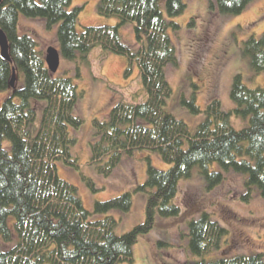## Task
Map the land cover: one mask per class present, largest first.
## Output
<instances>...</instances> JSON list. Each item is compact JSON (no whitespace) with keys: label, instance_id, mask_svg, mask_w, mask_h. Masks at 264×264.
Listing matches in <instances>:
<instances>
[{"label":"trees","instance_id":"obj_1","mask_svg":"<svg viewBox=\"0 0 264 264\" xmlns=\"http://www.w3.org/2000/svg\"><path fill=\"white\" fill-rule=\"evenodd\" d=\"M71 1L0 2V29L6 35L11 60L9 63L0 55V92L12 90L0 106V264H130L134 244L157 226L159 218H180V207L174 201L178 181L190 177L195 167L208 189L223 182L228 173H235L244 177L243 201L255 189L264 198V87L249 88L240 74L235 75L230 89L233 108L224 111L220 101L211 98L204 120L193 133L183 119L166 110L172 94L167 69L178 64L167 30H177L179 25L164 18L161 4L164 1L167 16L173 18L184 11L183 0H100L98 14L114 17L117 23L85 26L81 32L76 31L79 8L67 11ZM250 1L209 0V7H216L220 14L236 15ZM19 16L42 18L48 27L59 23L58 51L67 60L87 59L98 49L100 57H124L125 74L137 64L143 101H119L106 121H93L90 160L104 176L137 151L156 152L169 167L159 170L145 157L146 177L135 188L146 196L144 220L121 235L115 234L117 220L110 213L130 210V192L95 201L92 210H87L77 188L57 174L56 161L72 167L76 164L71 148L76 142L73 132L82 125L74 113L78 92L71 78L48 70L45 51L36 48L29 34L18 33ZM127 22L134 25L140 42L137 50L122 41L119 28ZM241 52L254 74L264 71V31L259 38L250 36L244 41ZM196 60L192 64L197 66ZM12 67L16 78L20 73L23 79L19 88L9 86ZM36 100H45L46 105L40 127L32 134L29 124L35 117L32 102ZM181 103L194 114L200 112L195 93ZM231 116L243 118L247 124L236 129ZM5 140L10 142L9 149L3 145ZM214 164L218 169L210 170ZM86 184L96 190L90 180ZM187 227L188 249L200 257L189 264H264L261 252L201 258L220 250L227 234L207 210L190 219Z\"/></svg>","mask_w":264,"mask_h":264},{"label":"rangeland","instance_id":"obj_2","mask_svg":"<svg viewBox=\"0 0 264 264\" xmlns=\"http://www.w3.org/2000/svg\"><path fill=\"white\" fill-rule=\"evenodd\" d=\"M99 1H71L67 11L79 8L77 32H81L85 26H113L117 23L114 17L106 18L98 14ZM183 2L184 11L173 18L167 16L164 1L161 4L164 18L179 25L177 30H167L176 48L178 64L176 67L168 66L167 69L172 94L167 100L166 110L178 119H183L190 133H193L198 123L204 120L205 107L211 98H217L224 111L233 108L230 89L235 75L240 74L243 83L249 88L264 87V71L254 74L248 58L241 52L244 41L250 36L259 38L264 31V0L250 1L246 8L236 15L218 13L216 7L214 10L209 7V0ZM58 26L59 23H55L48 27L42 18L19 16L17 29L19 34H29L36 41V48L45 51L48 46L59 49ZM210 26L215 31L211 51L225 44L230 56L216 77L215 88L203 83L204 80L196 75L197 66L192 64L201 47L200 40L208 34L205 31L210 30ZM119 32L126 45L133 50L139 48L140 42L135 38L132 23L123 24ZM99 55V50L94 49L87 59L72 61L60 56L56 76L71 78L76 86L78 99L74 113L81 118L82 125L73 132L76 142L71 148V153L76 158L75 167L56 161V169L61 179L67 180L77 188L78 196L87 210H92L95 201L107 200L126 191L131 193L132 205L128 212L110 213L117 220L114 232L121 235L144 220L146 196L135 191V188L142 184L146 177L145 157L148 156L150 164L159 170H165L169 165L156 152L137 151L133 156L124 157L109 176H104L91 162L90 143L95 132L93 121H106L111 108L119 101H143L137 64L133 63L125 74L128 65L124 57L114 54L105 57ZM206 66H209L208 60L203 64V67ZM22 85L23 79L18 73L15 88ZM11 92L10 89L0 92V106ZM193 93L196 105L200 108V112L196 114L181 103L182 99L188 101ZM45 105V100L32 102L35 110L34 120L29 124L32 134L40 127ZM231 123L236 129L247 124L243 118L236 116H231ZM3 145L9 149L10 142L5 140ZM216 169L218 166L214 164L210 170ZM87 179L94 183L95 191L86 184ZM243 180L242 175L228 173L223 182L208 189L205 177L198 173L196 167L193 168L190 177L178 181L174 201L180 207V218H159L161 221H157V226L148 234L140 236L134 244L133 262L130 264H189L200 259L188 249L187 222L198 218L202 210L212 213L213 218L227 229V234L222 239L220 250H213L201 258L212 260L223 254L234 256L255 252H261L264 256V198L255 189L250 199L243 201ZM158 241L164 244L158 245Z\"/></svg>","mask_w":264,"mask_h":264},{"label":"flooded vegetation","instance_id":"obj_3","mask_svg":"<svg viewBox=\"0 0 264 264\" xmlns=\"http://www.w3.org/2000/svg\"><path fill=\"white\" fill-rule=\"evenodd\" d=\"M212 27H214L213 24ZM209 28L210 30L205 31V33L208 34L203 36L200 40L201 47L197 54V60L194 61V63L198 64L196 75H198L202 81L204 80L203 83L206 84L205 80H207L208 86L214 88L217 81L216 77L229 60V51L225 44H221V47L211 51L215 31H213L211 26ZM206 60L209 61V66L203 68V64Z\"/></svg>","mask_w":264,"mask_h":264},{"label":"water","instance_id":"obj_4","mask_svg":"<svg viewBox=\"0 0 264 264\" xmlns=\"http://www.w3.org/2000/svg\"><path fill=\"white\" fill-rule=\"evenodd\" d=\"M1 1L2 0H0V2ZM0 55L7 62L9 63L11 62L8 54V41L2 29H0ZM44 62L48 70L52 74H55L60 64V53L58 49L53 46H48L44 52ZM15 81H16L15 68L12 67V74L9 82L10 88L13 89L15 87Z\"/></svg>","mask_w":264,"mask_h":264}]
</instances>
